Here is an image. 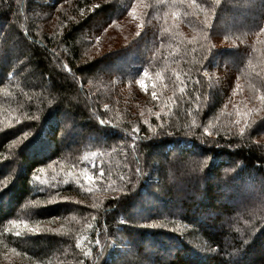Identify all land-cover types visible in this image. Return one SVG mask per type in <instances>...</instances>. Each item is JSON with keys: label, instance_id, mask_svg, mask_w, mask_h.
Listing matches in <instances>:
<instances>
[{"label": "trees", "instance_id": "1", "mask_svg": "<svg viewBox=\"0 0 264 264\" xmlns=\"http://www.w3.org/2000/svg\"><path fill=\"white\" fill-rule=\"evenodd\" d=\"M262 28L264 0H0V264H264Z\"/></svg>", "mask_w": 264, "mask_h": 264}, {"label": "snow or ice", "instance_id": "2", "mask_svg": "<svg viewBox=\"0 0 264 264\" xmlns=\"http://www.w3.org/2000/svg\"><path fill=\"white\" fill-rule=\"evenodd\" d=\"M192 2H194V0H192ZM215 3H219V0H215ZM261 31L262 32H264V28H262L261 29ZM142 86H144V82L143 81H138ZM182 91H183V89H182ZM155 93H153V96L155 97ZM260 100H261V103H264V96H262V97H260ZM243 131V130H242ZM25 135H27V134H25ZM101 175H103V173H101ZM83 179L84 180H87V181H89V182H91L92 180H93V176H90V175H87V174H85L84 176H83ZM85 255H88V253H85Z\"/></svg>", "mask_w": 264, "mask_h": 264}, {"label": "rangeland", "instance_id": "3", "mask_svg": "<svg viewBox=\"0 0 264 264\" xmlns=\"http://www.w3.org/2000/svg\"><path fill=\"white\" fill-rule=\"evenodd\" d=\"M120 65V63H115L114 66ZM136 215V214H135ZM148 245H145V247H147Z\"/></svg>", "mask_w": 264, "mask_h": 264}]
</instances>
